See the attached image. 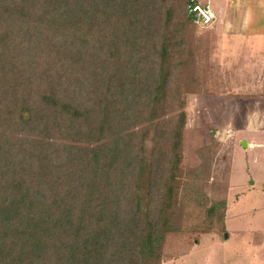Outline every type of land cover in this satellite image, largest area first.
Listing matches in <instances>:
<instances>
[{
  "label": "trees",
  "instance_id": "16d2710c",
  "mask_svg": "<svg viewBox=\"0 0 264 264\" xmlns=\"http://www.w3.org/2000/svg\"><path fill=\"white\" fill-rule=\"evenodd\" d=\"M196 5L0 0V264L162 263L195 182L136 135L182 139ZM221 205L203 231L224 230Z\"/></svg>",
  "mask_w": 264,
  "mask_h": 264
},
{
  "label": "rangeland",
  "instance_id": "374dc122",
  "mask_svg": "<svg viewBox=\"0 0 264 264\" xmlns=\"http://www.w3.org/2000/svg\"><path fill=\"white\" fill-rule=\"evenodd\" d=\"M199 5L208 7L213 20L204 23L197 11L200 83L198 92L185 95L186 123L182 139L170 141L154 127L141 129L136 135L140 149H178L183 156L185 178L195 182L193 189L187 188L184 192V231L170 237L161 264H206L225 260L236 263L237 258L241 259L239 264H257L259 258L264 257V249L242 246V241L239 243L236 239L225 240L224 230L217 221L211 225L212 230H203L210 225L208 207L214 204L220 211L228 187L225 168L230 156V140L220 142L212 135L216 123H220L214 121V109L217 105L223 107L225 122L237 119L233 111L226 112L225 107L233 109L230 105L238 109L237 113L247 107L264 108V101L259 98L264 96L259 91L263 79L258 76L264 72V53L258 51L259 48L254 52L244 46V35L253 33L252 30L231 31L232 16L226 15L225 10L228 6L263 7L264 0H199ZM247 19L251 20V15L240 16L234 22L242 23ZM231 97L236 102H228Z\"/></svg>",
  "mask_w": 264,
  "mask_h": 264
},
{
  "label": "crops",
  "instance_id": "0c3cea01",
  "mask_svg": "<svg viewBox=\"0 0 264 264\" xmlns=\"http://www.w3.org/2000/svg\"><path fill=\"white\" fill-rule=\"evenodd\" d=\"M262 6H228L225 11L226 15L232 16L229 26L231 31L252 30L253 33H245L244 46L254 52L255 48H259L258 51L264 53V5ZM245 15H251V20L234 22ZM258 76L263 79L259 91L264 94V72ZM259 98L264 101V96ZM228 102L236 100L231 97ZM229 107L234 110L225 107L226 112L233 111L237 119H226L224 122L223 107L217 105L214 109V121L220 123H216V129L211 131L220 142L230 140V156L225 168L228 187L225 195L224 239H236L239 243L242 241V246L251 249H264V108L255 110L256 107H247L237 113L236 107ZM255 261L257 263V258ZM208 263L239 264L241 259L237 258L236 263H229L227 260ZM257 264H264V257L259 258Z\"/></svg>",
  "mask_w": 264,
  "mask_h": 264
},
{
  "label": "built area",
  "instance_id": "2783aa9c",
  "mask_svg": "<svg viewBox=\"0 0 264 264\" xmlns=\"http://www.w3.org/2000/svg\"><path fill=\"white\" fill-rule=\"evenodd\" d=\"M194 8L196 9V11H198V16L204 23H209L213 20V14L208 9V7H201L200 5H196Z\"/></svg>",
  "mask_w": 264,
  "mask_h": 264
}]
</instances>
